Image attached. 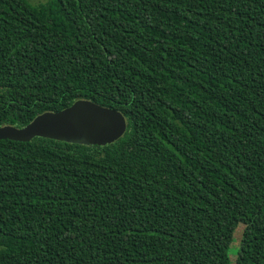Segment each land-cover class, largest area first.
<instances>
[{
	"label": "trees",
	"instance_id": "16d2710c",
	"mask_svg": "<svg viewBox=\"0 0 264 264\" xmlns=\"http://www.w3.org/2000/svg\"><path fill=\"white\" fill-rule=\"evenodd\" d=\"M78 99L126 129L0 139V264H264V0H0V126Z\"/></svg>",
	"mask_w": 264,
	"mask_h": 264
},
{
	"label": "water",
	"instance_id": "95a60500",
	"mask_svg": "<svg viewBox=\"0 0 264 264\" xmlns=\"http://www.w3.org/2000/svg\"><path fill=\"white\" fill-rule=\"evenodd\" d=\"M126 129L124 116L116 109L78 99L59 111L36 115L23 127L0 126V139L29 141L45 137L68 143L104 145L117 140Z\"/></svg>",
	"mask_w": 264,
	"mask_h": 264
},
{
	"label": "rangeland",
	"instance_id": "374dc122",
	"mask_svg": "<svg viewBox=\"0 0 264 264\" xmlns=\"http://www.w3.org/2000/svg\"><path fill=\"white\" fill-rule=\"evenodd\" d=\"M28 1L30 3L37 4V3L44 2V1H47V0H28Z\"/></svg>",
	"mask_w": 264,
	"mask_h": 264
}]
</instances>
